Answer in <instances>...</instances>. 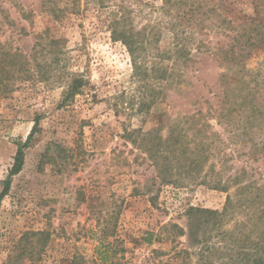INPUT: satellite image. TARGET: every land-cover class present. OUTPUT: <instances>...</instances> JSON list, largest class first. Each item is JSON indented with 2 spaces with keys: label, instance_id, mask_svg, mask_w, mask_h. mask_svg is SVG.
Returning a JSON list of instances; mask_svg holds the SVG:
<instances>
[{
  "label": "rangeland",
  "instance_id": "rangeland-1",
  "mask_svg": "<svg viewBox=\"0 0 264 264\" xmlns=\"http://www.w3.org/2000/svg\"><path fill=\"white\" fill-rule=\"evenodd\" d=\"M132 1H143L134 7L144 11L146 3L161 4ZM105 12L95 0H0V194L18 145L40 119L24 168L0 203V264H231L234 244L224 231L232 223L210 225L196 238L187 216L191 207L224 209L227 193L208 176L224 154L235 156L228 175L243 165L264 175V161L240 155L241 143L227 134L231 120L219 117L228 107L227 70L194 52L193 62H167L163 79L134 78ZM76 78L84 87L62 104ZM186 124L193 144L199 128L214 143L206 184L166 183L153 165L151 148ZM34 233L35 256L17 258L24 236Z\"/></svg>",
  "mask_w": 264,
  "mask_h": 264
},
{
  "label": "trees",
  "instance_id": "trees-1",
  "mask_svg": "<svg viewBox=\"0 0 264 264\" xmlns=\"http://www.w3.org/2000/svg\"><path fill=\"white\" fill-rule=\"evenodd\" d=\"M160 1V5L146 3L144 6L149 10L144 11L140 6L134 7L143 1L95 0L99 10L107 11L104 26L109 29L112 40L127 48L134 78L163 79L169 72L167 62H193L194 52L207 55L225 68L228 74L224 75L222 86L227 93L224 102L227 101L228 107L219 117L231 120L227 134L230 141L241 143L242 151L237 149L240 155L247 156L250 164L264 161V64L254 69L248 65L251 60L264 57V0ZM83 87L81 78L74 79L62 104L74 99ZM39 125L40 119L36 118L25 143L18 145L0 203L11 189L12 178L22 172L25 148L33 141ZM188 125L173 128L163 147L151 148L157 152L153 158L157 176L166 183H176L179 177L202 179L205 184L210 176L227 193L226 204L222 211L191 207L187 211L190 235L197 238L210 225L232 223V229L224 231V237L234 244L233 248H227L229 262L264 264V175L260 173L258 178L254 173L251 175L248 165L228 175V164L235 156L227 158L224 154L219 160V169L203 176L206 164L213 157L214 143H207L210 137L199 128L193 134V144ZM200 134L204 141L198 140ZM36 235L24 236L17 258L35 256L32 237ZM151 237L149 234L145 241L151 242Z\"/></svg>",
  "mask_w": 264,
  "mask_h": 264
}]
</instances>
